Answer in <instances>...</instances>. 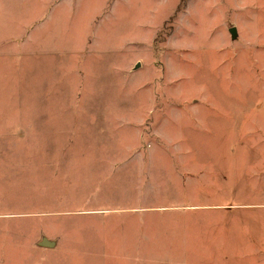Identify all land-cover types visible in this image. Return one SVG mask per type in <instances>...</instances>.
I'll use <instances>...</instances> for the list:
<instances>
[{
	"label": "rangeland",
	"instance_id": "374dc122",
	"mask_svg": "<svg viewBox=\"0 0 264 264\" xmlns=\"http://www.w3.org/2000/svg\"><path fill=\"white\" fill-rule=\"evenodd\" d=\"M0 264H264V0H0Z\"/></svg>",
	"mask_w": 264,
	"mask_h": 264
},
{
	"label": "water",
	"instance_id": "95a60500",
	"mask_svg": "<svg viewBox=\"0 0 264 264\" xmlns=\"http://www.w3.org/2000/svg\"><path fill=\"white\" fill-rule=\"evenodd\" d=\"M229 32L231 33L232 36H235L236 34L235 28H231ZM135 68H138V64L136 65ZM54 244H55L54 242H48L46 239L43 238L42 241L39 243V246L44 248H51L54 246Z\"/></svg>",
	"mask_w": 264,
	"mask_h": 264
}]
</instances>
